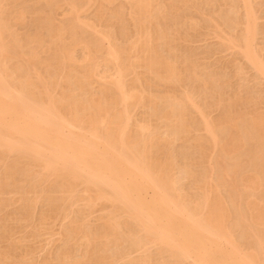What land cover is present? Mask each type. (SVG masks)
<instances>
[{
	"label": "bare ground",
	"instance_id": "6f19581e",
	"mask_svg": "<svg viewBox=\"0 0 264 264\" xmlns=\"http://www.w3.org/2000/svg\"><path fill=\"white\" fill-rule=\"evenodd\" d=\"M116 1L0 0V264H31L23 226L59 235L47 264H264L263 113L176 54L192 1ZM223 1L209 29L264 82L259 3Z\"/></svg>",
	"mask_w": 264,
	"mask_h": 264
},
{
	"label": "rangeland",
	"instance_id": "374dc122",
	"mask_svg": "<svg viewBox=\"0 0 264 264\" xmlns=\"http://www.w3.org/2000/svg\"><path fill=\"white\" fill-rule=\"evenodd\" d=\"M124 2H125V5H126V0H123ZM159 1H161V0H159ZM164 2H165V4H166V2H168V3H170L169 1H171V0H163ZM162 1V2H163ZM190 1H192L191 2V5L189 6V5H187L186 7H183L182 9H180V11H178V13H175L176 14V16H182V18H183V24H184V20H185V18L187 17V19H188V17L190 18V19H192L193 17V21H195L196 22V24H198L197 23V21H201V20H204L205 19V21H201V22H199V24L201 25L202 23L203 24H207L206 26L205 25H203V28H201L200 27V25H196L194 22H192V24H195L196 25V27H194V28H192L191 27V29L190 28H188L189 26H188V24H190L191 23V20L189 19V20H185V26H181V29H182V31L180 30V29H178L177 30V33L178 34H176L175 36H176V38H180L179 40H177V41H175L176 43H173L174 44V46H176V48H178L179 49V47H180V49H179V52H178V49H176L177 51L176 52H178V53H176V54H180L181 52H183V53H181L179 56H181V57H184V54H186V56L190 59L191 58V60L193 61L194 59L196 60V61H193V62H195V63H197L198 61H199V63L197 64V65H199V66H201L202 67V63H203V65L205 64V63H207V64H205L206 66H208V67H206L205 65V69H203L204 68V66H203V68H201V67H199L200 69V72L202 73L203 72V74H207V72H209V71H207L208 69H211L213 66H215L214 68H212L211 70L212 71H210L209 72V74L212 72L213 74L215 73V75L216 76H220L224 81H225V83H222V82H224V81H222L221 83L223 84V86H222V84L220 85V86H218L219 88H217L216 90L217 91H219V89L221 90V94H222V98L224 97V98H227V97H229V95H232V93L233 94H238V90H240V88L242 87V89L239 91L240 92V96H243V97H246V98H248V99H251L252 100V98L254 99L253 101H250V103L252 104V105H250V107H244L245 105H242L243 106V108L241 109L240 108V111H241V113L243 114V112H245V113H250L249 112V110L251 111V113L253 112L254 113V110H252L254 107V109L256 110L255 111V115L256 116H258V115H260V114H262V115H260V116H264V101H263V98H264V82H263V80L262 79H260L259 78V76H258V74H256V72L252 69V70H250V66L247 64L246 65V62L243 60V59H241V56H240V54L238 55V53H237V51H238V49H234V51H233V49H230V48H227L226 46H224L221 42V40H220V38H218V36L214 33L215 31H213L214 30V23H212V21H211V23L209 24L208 22L210 21V20H208V18H205V17H207V15L209 14V16H210V13L211 12H215V11H217L218 10V8L219 7H217L219 4H220V7H221V5H222V7H221V9L223 10V12H226L227 11V5L226 6H224L225 4H224V1L223 0H217L218 1V3L216 2V0H215V2H213L214 4L213 5H211V11H210V9H209V7H210V5L208 6V4H207V6H205L206 5V3H204L203 1H205V0H198L199 1V4L202 6V5H204V8H205V10L203 11V6L202 7H200V5L198 4V1L197 0H190ZM255 1H257V3H259L258 5H256V3H254L255 4V6H254V10L256 9V6H257V11H255V12H257L258 14V16L257 17H259V15H261L259 18H258V25H259V28H260V30L258 29V32H256L257 34H256V36H255V45L257 46L258 45V43H260L259 45L261 46V48H262V50H260L259 49V45H258V49L260 50L259 52H263L264 51V0H261L262 2L260 3V0H255ZM254 0H252V2H255ZM119 2V0L118 1H116V3L115 4H117ZM174 2V1H173ZM173 2H171V3H173ZM193 2H195L196 4H198V5H196L195 3H193ZM222 2V3H221ZM170 3V4H171ZM263 3V4H262ZM195 4V6H193L192 7V5H194ZM211 4V3H210ZM215 4H216V6H215ZM218 4V5H217ZM262 4V5H261ZM168 6H169V4H167ZM224 6V7H223ZM64 7H67V6H64ZM64 7H63V10H64ZM127 7L128 6H126L125 8L127 9ZM190 7V8H189ZM200 7V8H199ZM215 7H217V8H215ZM188 8V10H189V12L187 11V10H185V9H187ZM193 8H195V9H193ZM199 8V9H198ZM203 8V9H202ZM209 9V11H208V9ZM213 8V9H212ZM66 9V8H65ZM91 9V10H90ZM90 9H88L87 11H88V13L86 12V10H85V14L83 13V15L84 16H86V18L83 16V15H81V17L83 16L84 18H85V20L87 19V17H88V19H89V17H92V14L90 15L89 13H91L92 11H93V7L92 8H90ZM201 9V10H200ZM207 9V10H206ZM216 9V10H215ZM62 10V8H60L59 10H53L54 12H55V14H54V12L52 13V16H54L56 19H58L59 21H61L62 20V18L64 19V17H65V15H64V11ZM67 10V9H66ZM90 10V11H89ZM191 10H193V11H191ZM199 10V11H198ZM215 10V11H214ZM239 10V12L241 13L242 12V10L240 11V9H238ZM56 11H57V13H56ZM59 11V12H58ZM196 11V12H195ZM202 11V12H201ZM207 13H206V12ZM190 12H192V14L194 15V16H192L191 14H190ZM198 12V13H197ZM218 12H219V14H222L221 12H220V8H219V10H218ZM60 13V14H59ZM126 13H127V10H126ZM182 13V14H181ZM188 13V14H187ZM195 13V14H194ZM56 14H57V16H56ZM82 14V13H81ZM174 14V15H175ZM190 14V15H189ZM199 14V15H201L200 17H199V15L197 16V15ZM215 14H216V16H215ZM27 15H29L30 16V14H27ZM61 15H63L64 17H60ZM263 15V16H262ZM28 16V18H27V16H26V18L28 19H26V22H28L29 21V17ZM173 16V15H172ZM184 16H186L185 18H184ZM196 16V17H195ZM216 18H218L219 16H218V13H212L211 14V17H213L214 19H216ZM58 17V18H57ZM59 17H60V19H59ZM82 17V18H83ZM204 17V19H202V18ZM83 18V19H84ZM199 18V19H198ZM87 19V20H88ZM91 19V18H90ZM89 19V20H90ZM195 19V20H194ZM206 19H207V22H206ZM91 21V20H90ZM98 22V21H97ZM97 22H96V27H99L98 29H101V26L103 27V23H99V24H97ZM171 22H172V20H171ZM187 22H188V24H187ZM186 24H187V26H186ZM213 26L212 28H210L209 29V26ZM198 26V27H197ZM202 26V25H201ZM205 26V27H204ZM210 26V27H211ZM260 26H262V28L260 27ZM17 27V29L16 30H20L21 29V27L19 28L18 26H16ZM15 27V28H16ZM188 28V29H187ZM196 28H198V29H196ZM201 28V29H200ZM209 30H208V29ZM240 28V27H239ZM186 29L188 30V31H186ZM195 29V31H193ZM204 29V30H203ZM213 29V30H212ZM238 31H239V29L238 28H236ZM236 29H234V31H235V33H237L236 32ZM190 30V31H189ZM197 30V31H196ZM262 30V31H261ZM208 31H209V33H208ZM234 31H233V33H234ZM260 31V32H259ZM175 32V31H174ZM181 32V34H179ZM186 32V33H185ZM200 32H202V33H200ZM185 33V34H184ZM262 33V34H261ZM132 34V33H131ZM188 34H189V36H188ZM178 35H179V37H178ZM187 35V36H186ZM192 35V36H191ZM263 35V36H262ZM224 36V35H223ZM182 37V38H181ZM186 37V38H185ZM258 37V38H257ZM263 37V38H262ZM182 39V40H181ZM184 39V40H183ZM124 40V42H127V40L128 39H123ZM181 40V41H180ZM187 40V41H186ZM129 41V40H128ZM179 41V42H178ZM178 42V43H177ZM181 42V43H180ZM180 43V44H179ZM217 43H219V44H221V45H219L218 46V44ZM178 44V45H177ZM185 44V45H184ZM262 44V45H261ZM221 46V47H220ZM222 46H224L223 48H222ZM182 47H184V49H182ZM188 47L190 48V49H188ZM219 48H221L222 49V51L221 50H219L218 51V49ZM185 48H186V50H188L187 51V53H186V51H185ZM216 48V49H215ZM182 50V51H181ZM191 50V53L189 52ZM225 50V51H224ZM228 50H230V51H228ZM237 50V51H236ZM210 52V53H209ZM260 53V55L261 54H263V53ZM80 53H81V51H80ZM80 53H79V51H78V55L80 56ZM195 53V54H194ZM235 53H237L236 55H235ZM82 54V53H81ZM192 54V55H191ZM194 54V55H193ZM199 55V56H198ZM232 55H234V56H232ZM191 56H193V57H191ZM262 56V55H261ZM239 57V58H238ZM198 58H199V60H198ZM235 59H237V60H239V62L238 61H236ZM229 60H231V61H229ZM234 61H236V62H234ZM242 61V62H241ZM228 62V63H227ZM229 63H230V66H229ZM238 63L240 64V65H238ZM210 64V65H209ZM224 64H226V67H225V65ZM233 64V65H232ZM237 64V65H236ZM242 64H244V65H246L245 67L247 68V71H246V69H244V65L242 66ZM220 66V68H219V66ZM235 65V67H233ZM212 66V67H211ZM221 66H222V68L223 69H226V70H224L223 71V69L221 68ZM240 68L239 70H241V71H239V73H237L238 72V67ZM233 67V68H232ZM208 68V69H207ZM219 68V69H218ZM232 68V69H231ZM235 68V69H234ZM215 69H217L216 71L218 72H216L215 71ZM244 69V70H243ZM105 70V69H104ZM205 70V71H204ZM219 70H221V71H219ZM229 70V71H228ZM233 72H232V71ZM235 70V71H234ZM138 71H140V69L138 70ZM214 71V72H213ZM226 71V72H225ZM242 71H244V72H242ZM254 71V72H253ZM232 72V73H231ZM235 72V73H234ZM241 72V73H240ZM245 72H246V74H245ZM223 73V74H222ZM231 73V74H230ZM237 73V74H236ZM254 73V74H253ZM218 74V75H217ZM228 74V75H227ZM243 74V76H241ZM223 75H225V77L223 78L222 76ZM229 75H230V77H229ZM234 75H236V76H234ZM228 76V77H227ZM234 76V77H233ZM241 76V77H240ZM258 76V77H257ZM241 78V79H239V78ZM243 77V78H242ZM246 79H245V78ZM256 77V78H255ZM231 78V79H230ZM254 78V79H253ZM228 79V80H227ZM230 79V80H229ZM245 79V80H244ZM249 79H251V80H249ZM260 79V80H259ZM258 80V81H257ZM248 81V82H247ZM254 81V82H253ZM259 81H260V83H259ZM262 81V82H261ZM241 82V85L242 84H244L243 86H241L240 84H238V83H240ZM244 82V83H243ZM228 83H232V85H230V84H228ZM239 85V88H237V84ZM233 84H236V85H233ZM259 84H261V85H259ZM225 85H227L226 86V88H225ZM228 85H229V88H231L230 86H232L234 89H236V90H234L233 88H231L232 90H233V92L232 91H230L231 89H229L228 88ZM256 86H258V87H256ZM222 87V88H221ZM249 87H250V90L251 91H248V93H246V91L249 89ZM253 87V88H252ZM263 90V91H261L260 92V88ZM259 88V89H258ZM152 89V88H151ZM150 89V91H152ZM180 89L183 91L184 90V87L182 88V87H180ZM179 88H178V91H181ZM226 89V90H225ZM243 89H245L246 91H244ZM255 89V90H254ZM155 90V91H154ZM154 92H158V90H157V88H154ZM152 91V92H153ZM181 91V92H182ZM222 91H223V93H222ZM226 93H225V92ZM230 91V92H229ZM244 91V92H243ZM256 91H257V93H256ZM227 92H228V94H227ZM252 92V93H251ZM216 93V92H215ZM219 94H220V91L218 92ZM245 93V94H244ZM253 93H254V95H253ZM259 93V95H256V94H258ZM262 93V94H261ZM217 94V93H216ZM215 94V96L214 97H216L217 95ZM223 94H227V95H225V96H223ZM248 94V97L246 96ZM253 96V97H252ZM257 96H258V98L260 97V99H258L257 98ZM250 97V98H249ZM263 97V98H262ZM200 98V97H199ZM199 98H195V101L197 102V100H199ZM258 99V101H256L257 99ZM262 98V99H261ZM201 99V98H200ZM201 101V100H200ZM210 102H212L211 100H210ZM259 103V105L257 104V103ZM249 103V104H250ZM253 103H254V105H253ZM215 105V104H214ZM217 105V104H216ZM216 105L213 107H211L210 109H213L212 111H214V112H212L211 110H207L206 112H210V113H207V114H209L210 115V117L211 116H213V118H215L219 113V110L217 109V111H216V108H218V107H216ZM247 106H248V104H246ZM253 107V108H252ZM260 107V108H259ZM247 108V109H246ZM249 108V109H248ZM252 108V109H251ZM257 108V109H256ZM143 108H138V110L136 111V112H138V116H136L135 118H136V121H137V119H139V120H142V117H143V119L144 120H146V117L147 116H149L148 115V111L146 110V109H144V110H146V111H144V110H142ZM244 109V110H243ZM246 109V110H245ZM140 111V112H139ZM247 111V112H246ZM263 111V112H262ZM136 112H134L133 111V113H135V114H133L134 116L135 115H137V113ZM142 112L145 114V116H144V114H142ZM212 112V113H211ZM139 113H140V115H139ZM218 113V114H217ZM250 113V115L248 114L247 116H255L254 114H251ZM258 113V114H257ZM141 114H142V116H141ZM217 114V115H216ZM138 117V118H137ZM148 118V117H147ZM147 121H149V118H148V120ZM151 121H154L153 119H151ZM150 121V122H151ZM155 124V123H154ZM195 132V131H194ZM193 132V133H194ZM199 132H202L203 133V131L202 130H199V131H196V133H197V135H200V133ZM196 133H194V134H196ZM201 133V134H202ZM175 148H176V150H177V148H179V146H178V144L176 145L175 144ZM179 152V151H178ZM210 154H211V152H210ZM249 165V167H250V164H248ZM253 167V164H251V167L249 168V169H251ZM186 181H184V183H185ZM188 183V184H187ZM187 183H185L184 184V186H186V188H188V186L190 187V183H189V181H187ZM192 186V185H191ZM185 188V189H186ZM187 191H188V193H190V190H191V194L192 193H194V189L192 190V189H186ZM95 214V215H94ZM94 214H92V215H90V216H87V221H89L90 223H92V222H94V223H96V221H97V213H94ZM96 216V217H95ZM20 229H22V231H20V232H22L21 234L20 233H18V234H16L15 235V239L16 240H18V239H20L21 238V240H23L22 242L23 243H25V244H34L35 243V245H36V248L38 247V249L36 250V249H34V251H35V255H34V257L32 258V260H31V264H47V260H46V262H43V261H45V259H46V257H49V255L51 254L50 252H53L54 250H55V247L56 246H59L60 245V243L58 242V240H59V235H57V233L55 234L54 233V236H55V238L52 236V239L51 240H47V236L48 235H44V233H41V232H43V231H41L40 233L41 234H43V235H41V237L39 236L38 237V239L37 240H34L33 238H32V236L29 234V228L28 229H26V227H24L23 226V228L21 227ZM24 229H25V231H24ZM57 229L58 228H56V231H57ZM25 232V233H24ZM58 232V231H57ZM27 233V234H26ZM20 234V235H19ZM18 236H23V237H18ZM18 237V238H17ZM25 237V238H24ZM23 238V239H22ZM44 238V239H43ZM33 239V240H32ZM56 239V240H55ZM55 240V241H54ZM19 241V240H18ZM36 241V242H35ZM44 242H46L45 244H44ZM54 242V243H53ZM57 243V244H56ZM59 243V244H58ZM31 244V245H32ZM52 244V245H51ZM56 244V245H55ZM44 249H43V248ZM57 248V247H56ZM40 249V250H39ZM52 249V250H51ZM80 250H82L81 248H80ZM37 251V252H36ZM44 251V252H43ZM49 251V252H48ZM77 251H79V248L77 249ZM17 252H18V250H17ZM40 253V254H39ZM79 253V252H78ZM133 253H135V254H132V255H136L137 253L136 252H133ZM45 254V255H44ZM75 254H77V252H75ZM44 257H45V259H44ZM43 259V260H42ZM40 260V261H39ZM35 261V262H34ZM120 264H121V262H119Z\"/></svg>",
	"mask_w": 264,
	"mask_h": 264
}]
</instances>
